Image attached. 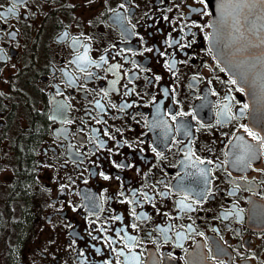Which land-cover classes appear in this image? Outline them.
Instances as JSON below:
<instances>
[{
	"label": "flooded vegetation",
	"instance_id": "1",
	"mask_svg": "<svg viewBox=\"0 0 264 264\" xmlns=\"http://www.w3.org/2000/svg\"><path fill=\"white\" fill-rule=\"evenodd\" d=\"M210 20L0 0V264H264V146Z\"/></svg>",
	"mask_w": 264,
	"mask_h": 264
},
{
	"label": "water",
	"instance_id": "2",
	"mask_svg": "<svg viewBox=\"0 0 264 264\" xmlns=\"http://www.w3.org/2000/svg\"><path fill=\"white\" fill-rule=\"evenodd\" d=\"M208 4L216 57L246 94L249 127L264 138V0H208Z\"/></svg>",
	"mask_w": 264,
	"mask_h": 264
},
{
	"label": "snow or ice",
	"instance_id": "3",
	"mask_svg": "<svg viewBox=\"0 0 264 264\" xmlns=\"http://www.w3.org/2000/svg\"><path fill=\"white\" fill-rule=\"evenodd\" d=\"M203 2V0H202ZM86 58H81L82 61H84ZM90 62V61H89ZM232 83L235 84L236 81L232 80ZM239 90V89H238ZM247 105H244V108L247 109ZM245 131L249 133L253 137V139H256L258 143H260L262 146H264V138H258L255 133L251 132L247 127L245 128ZM107 179V177H105Z\"/></svg>",
	"mask_w": 264,
	"mask_h": 264
}]
</instances>
